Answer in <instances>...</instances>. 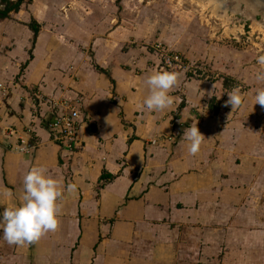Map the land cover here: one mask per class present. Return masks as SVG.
I'll return each mask as SVG.
<instances>
[{
	"label": "crops",
	"instance_id": "0c3cea01",
	"mask_svg": "<svg viewBox=\"0 0 264 264\" xmlns=\"http://www.w3.org/2000/svg\"><path fill=\"white\" fill-rule=\"evenodd\" d=\"M105 2L32 0L0 18V212L20 203L34 166L65 189L57 229L23 246L0 240V264H264V108L253 89L179 72L173 104L148 111L157 56L117 23L121 3ZM65 97L80 102L73 152L41 119L45 99ZM193 125L205 138L190 155Z\"/></svg>",
	"mask_w": 264,
	"mask_h": 264
},
{
	"label": "rangeland",
	"instance_id": "374dc122",
	"mask_svg": "<svg viewBox=\"0 0 264 264\" xmlns=\"http://www.w3.org/2000/svg\"><path fill=\"white\" fill-rule=\"evenodd\" d=\"M29 1L32 2L23 0V3ZM84 1L93 6L102 0ZM103 1L108 3L109 0ZM115 2L121 3L117 23L133 36L138 35L132 39L135 45L153 52V46L161 42L171 51L180 53L198 71L205 69L202 78L212 79L218 74L231 85L241 86L246 91L253 89L254 94L264 88V81L255 79L256 73L261 71L257 57L264 55V10L259 6L253 8L254 5L245 0ZM101 12L107 14L109 10L105 8Z\"/></svg>",
	"mask_w": 264,
	"mask_h": 264
},
{
	"label": "clouds",
	"instance_id": "9594fccd",
	"mask_svg": "<svg viewBox=\"0 0 264 264\" xmlns=\"http://www.w3.org/2000/svg\"><path fill=\"white\" fill-rule=\"evenodd\" d=\"M257 64L261 71L257 72L255 79L264 81V55L257 57ZM178 73L171 70L154 71L144 79L147 95L143 106L148 111H161L173 104L170 91L176 86ZM215 85H213L214 89ZM213 94L210 91L208 96ZM225 106H231L233 111L242 103L238 91L228 92ZM255 104L264 108V88L256 91ZM188 142L187 151L195 155L200 150L204 136L197 125L190 126L183 133ZM23 195L18 205L5 207L0 212V240L9 245L23 246L38 241L50 231H55L59 225L61 214V201L64 195L63 181L54 177L44 165L32 167L22 179ZM67 192L75 190V185L68 184Z\"/></svg>",
	"mask_w": 264,
	"mask_h": 264
},
{
	"label": "built area",
	"instance_id": "2783aa9c",
	"mask_svg": "<svg viewBox=\"0 0 264 264\" xmlns=\"http://www.w3.org/2000/svg\"><path fill=\"white\" fill-rule=\"evenodd\" d=\"M153 53L158 59V71L159 70H171L176 73L183 72L188 78H202L206 70L196 69L193 64H189L184 57L176 52L171 51L161 42H158L153 46ZM44 102L48 103L51 107L52 113L46 119L38 114V110L35 112V116H40L49 130L53 141L60 146L73 152L78 148L79 142V130L82 124L81 110L78 107L80 103L78 100L63 98L56 101L55 99H45ZM32 130L28 128L27 132ZM6 138L17 137L18 144L16 149L20 151L27 150L28 139L25 136H19V132L15 127L9 126L4 129Z\"/></svg>",
	"mask_w": 264,
	"mask_h": 264
},
{
	"label": "trees",
	"instance_id": "16d2710c",
	"mask_svg": "<svg viewBox=\"0 0 264 264\" xmlns=\"http://www.w3.org/2000/svg\"><path fill=\"white\" fill-rule=\"evenodd\" d=\"M22 3H23V0H16V2H13L11 0H3L2 4H4V6L2 7L0 5V18L7 17L9 15V13L12 11H18ZM30 26H31V28L34 31L35 36H36L39 32V25L36 24L35 20H33L30 23ZM111 176H113V175H111ZM111 176L105 175V176H103V178L104 177H106V178L110 177L111 178Z\"/></svg>",
	"mask_w": 264,
	"mask_h": 264
},
{
	"label": "water",
	"instance_id": "95a60500",
	"mask_svg": "<svg viewBox=\"0 0 264 264\" xmlns=\"http://www.w3.org/2000/svg\"><path fill=\"white\" fill-rule=\"evenodd\" d=\"M248 1L251 2L252 5H254L253 8H255V6L257 5V6L260 7V9L264 10V0H245L246 3H247ZM249 2H248V3H249Z\"/></svg>",
	"mask_w": 264,
	"mask_h": 264
}]
</instances>
